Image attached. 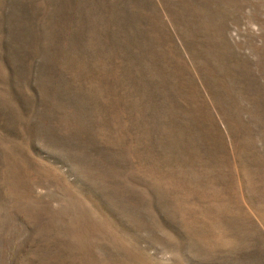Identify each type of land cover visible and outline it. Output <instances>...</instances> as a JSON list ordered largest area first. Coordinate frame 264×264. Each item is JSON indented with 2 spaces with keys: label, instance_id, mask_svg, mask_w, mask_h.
I'll use <instances>...</instances> for the list:
<instances>
[{
  "label": "rangeland",
  "instance_id": "rangeland-1",
  "mask_svg": "<svg viewBox=\"0 0 264 264\" xmlns=\"http://www.w3.org/2000/svg\"><path fill=\"white\" fill-rule=\"evenodd\" d=\"M0 264H264V0H0Z\"/></svg>",
  "mask_w": 264,
  "mask_h": 264
}]
</instances>
